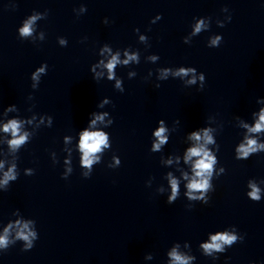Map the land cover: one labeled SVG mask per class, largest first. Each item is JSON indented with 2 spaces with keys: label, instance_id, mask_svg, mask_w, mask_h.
Wrapping results in <instances>:
<instances>
[{
  "label": "clouds",
  "instance_id": "obj_1",
  "mask_svg": "<svg viewBox=\"0 0 264 264\" xmlns=\"http://www.w3.org/2000/svg\"><path fill=\"white\" fill-rule=\"evenodd\" d=\"M82 13L87 11L86 7L81 5L79 8ZM76 12V9H74ZM222 11H228L227 8H223ZM79 16V15H77ZM39 17L36 15L29 16L24 22L23 27L18 28L19 37L23 40H27L28 37L33 35L34 32V24ZM162 17L157 15L151 23H156V21L160 20ZM197 20L195 26L191 30V36L199 35L202 30H207L208 25L205 23V20L201 18H194ZM227 21L231 20V16H227ZM103 23L108 24L107 18L104 19ZM225 21L218 20L217 25L220 27L224 26ZM136 33L140 30L134 29ZM41 39H43V35H41ZM86 39V38H85ZM59 44L63 47H66L68 41L64 37H58ZM140 40L142 42H147L149 38L146 35L140 36ZM223 37L221 35L212 36L207 46L209 48H217L222 43ZM191 38L189 35L183 38V42L185 44L191 43ZM104 52H111V49L108 47V44H104V47L100 50V55L102 56ZM121 53L117 51L115 54L111 55L110 59H108L107 63L104 60H99V62L94 63L90 67V71L93 74V79L99 82V78L103 76V72H96L98 67L107 69V79L109 81L115 80V88L119 92H124V87L121 79H117L116 69L118 65L127 66L130 62H134L135 64L140 63V52H133L129 54L127 50L124 51V56L126 59L121 60ZM148 59L152 61L159 60L160 57L156 54H151L147 56ZM48 70L47 63H42L38 68L35 69L31 73V81L35 82L31 84L33 90L38 89L40 84L41 75H46ZM156 72L159 73L156 78L157 81H166L169 77L179 78L184 80L187 77H191L187 79L184 83L185 87L197 85V81H199L198 90H203L206 77L202 72H198L195 67H160L156 69ZM129 77L136 76V72H130ZM152 75V71H149L148 77ZM146 77L145 79H148ZM156 88L160 87V83L155 84ZM30 100L33 99L31 95L28 97ZM111 101L109 99L101 100L97 107L102 108L105 104H109ZM257 104L264 105V98L257 99ZM17 109L16 105H10L4 109L3 112H15ZM108 115L107 112L98 114L96 111L90 113L88 127L82 129L79 133V151L82 153L81 164L82 167L86 168L87 171L83 173L84 178H89L93 171L94 163H98L100 161V157L96 156L97 153L102 152V149L111 148V144L109 143L110 134L104 131H89L88 128L95 126L97 122H103L105 116ZM255 123L253 125H249L248 123H243L242 127L247 130V133H261L264 132V107H259L258 114L257 111L251 113V117H257ZM235 119L243 120V118L237 116ZM47 122L46 127H51L53 124V118L50 115H40V123L43 124ZM29 123L31 121H28ZM113 119L111 118L108 122L109 125L113 124ZM176 123H179L177 121ZM24 121L22 119H10L7 123L3 124L2 131L4 133H8L11 136V139L7 140V145L12 153H18L20 149L30 142L31 133L27 131L22 132ZM39 127V126H38ZM107 127V125H106ZM213 129L208 126L200 127L196 130H193L187 133V140L194 141L195 146L188 147L186 154L184 156L185 163L191 162V178H189V174L187 172L183 173V178L188 180L186 185L187 191L185 195L189 200L192 201H201V203L207 205L209 203L210 197L208 195L209 192L214 191V185L211 182L214 173V166L219 164L218 157L216 153L219 151V145L217 144L216 139L213 136ZM168 133V134H166ZM171 133L168 132V128L166 127V122L161 119L158 121V126L153 130L152 136L155 138L152 140L150 152L158 153L168 144ZM65 139H68L65 137ZM213 145L215 151L213 152L207 146ZM235 159L237 160H247L253 154H259L264 152V141L254 138L249 135H245L243 140L238 143V146L234 149ZM193 158H196L193 160ZM113 160L115 161V165H108L109 168L119 167L121 164L120 158L117 156H113ZM168 163L171 164V159L168 160ZM4 168V162L0 161V169ZM68 172H71V168H69L65 173L62 174V179L68 178ZM225 172L224 167H220L219 173L216 174V177H219L221 174ZM24 174L26 176H31L35 174V169L26 168L24 169ZM19 173L17 172V164L13 163L7 171L3 172V178L0 179V186L4 187V191H7L10 182H14L18 179ZM168 182L171 186V195L167 197L166 203L171 205L173 204L178 196H179V181L172 176V174L168 173ZM148 186V185H147ZM248 187L251 188V191L247 193V197L252 201L259 202L261 200V189L257 186V184L253 181L248 182ZM163 190H161L162 192ZM199 193V195H197ZM18 211V210H17ZM34 223L33 221L22 223L20 221H16V227L18 231L16 232V239L24 242L23 251L31 250L34 247L35 241L38 239L37 230H33L30 228V224ZM13 228L12 224H9L4 229V234L0 235V249H4L7 251L9 247V235L10 230ZM244 236L241 234H237V229L233 226L232 231H223L217 232L214 235L210 234V241L207 243H201L199 248L203 250V254L208 257H212L213 260L217 259L218 256L214 255V253H224L227 248H230L237 242H243ZM227 246V247H225ZM168 256L171 258V264H190L191 261L195 260L196 257L193 255H183L177 251L176 247H173L172 250L168 253ZM151 259V256L148 257Z\"/></svg>",
  "mask_w": 264,
  "mask_h": 264
}]
</instances>
